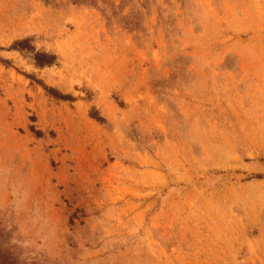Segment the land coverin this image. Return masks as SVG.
Masks as SVG:
<instances>
[{
    "label": "rangeland",
    "instance_id": "374dc122",
    "mask_svg": "<svg viewBox=\"0 0 264 264\" xmlns=\"http://www.w3.org/2000/svg\"><path fill=\"white\" fill-rule=\"evenodd\" d=\"M75 2L0 0V262L264 264V0Z\"/></svg>",
    "mask_w": 264,
    "mask_h": 264
},
{
    "label": "trees",
    "instance_id": "16d2710c",
    "mask_svg": "<svg viewBox=\"0 0 264 264\" xmlns=\"http://www.w3.org/2000/svg\"><path fill=\"white\" fill-rule=\"evenodd\" d=\"M73 1H77L78 3H83L85 1H90V2H93L94 3V0H73ZM77 2H75V3H77ZM9 49L10 50H15V51H18V52H21V53L30 54L31 58L34 61V64L37 67H40V68L45 67V66H50L56 60V56L53 55V54H49V53H46V52L36 51L35 48L30 44V40L29 39H22V40H18L16 42H14L9 47ZM43 87H44V89L48 93H50V94H52V95H54V96H56V97H58L60 99H63V100H72V97L71 96L63 95L61 93H58L54 89L48 88L46 86H43ZM256 177H260V176H256ZM0 264H4V263L0 262Z\"/></svg>",
    "mask_w": 264,
    "mask_h": 264
}]
</instances>
